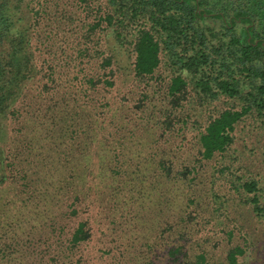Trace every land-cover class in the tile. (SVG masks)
<instances>
[{
	"label": "trees",
	"instance_id": "16d2710c",
	"mask_svg": "<svg viewBox=\"0 0 264 264\" xmlns=\"http://www.w3.org/2000/svg\"><path fill=\"white\" fill-rule=\"evenodd\" d=\"M37 2L43 11L46 2ZM78 2L90 8L88 0ZM97 11L98 21L93 25L99 28L106 23L116 41L110 47L111 53L105 55L99 47L103 31L88 33V39L94 37L99 48L102 69L110 68L111 75L122 70L129 76L131 64H119L120 50L128 40L135 54L131 72L139 84L148 85L152 79H158L157 71L165 64L168 75L164 80V101L168 106L160 110L159 118L165 132L180 123L179 128L186 129L192 118L190 112L180 116L177 113L180 109L187 111L194 104L196 113L195 104L206 107L223 98L231 102L229 107L210 115L201 126H194V120L200 161H209L217 155L227 159L236 139L237 125L248 116L264 119V0H106V7L101 5ZM36 12L31 0H0V188L14 183L21 204L43 198L35 197L28 183L23 185L21 179L8 175L13 168L8 156L15 153L10 137L19 139L9 134L7 126L19 119L28 85L40 78L42 71L32 49ZM87 83L94 91L116 85L108 76L91 77ZM155 88L157 85L144 89L141 102L150 103ZM98 107L101 108L98 125L90 127V113L85 108L79 117L81 123L88 125L78 130L74 127L69 130L66 117L62 120L64 127L59 126L60 116L56 121L51 110L33 114L32 142L24 143L31 150H49L51 182L45 187L46 193L51 198L56 192L66 198L67 219L87 213V201L91 205L99 200L91 198L92 191L97 194L98 188L119 184L122 179L123 183L128 175L122 169L127 158L124 144L112 145L109 138L111 124L121 113L111 109L109 102ZM90 129L96 130L94 135H90ZM160 164L163 181L171 179L172 166L165 160ZM192 170L196 172V167ZM230 173L236 191L248 195L254 210L262 213L260 182ZM92 232L90 221L81 219L70 235H27V243L36 241L37 245L45 246L38 250L19 248L24 235H0V264H13L17 251L27 258L33 255L43 264H258L253 235H222L227 241L226 249L217 255L216 244L213 248L209 245L213 243L212 235H146L142 239L136 235L129 243L125 240L130 235ZM249 257L254 258L253 262Z\"/></svg>",
	"mask_w": 264,
	"mask_h": 264
},
{
	"label": "rangeland",
	"instance_id": "374dc122",
	"mask_svg": "<svg viewBox=\"0 0 264 264\" xmlns=\"http://www.w3.org/2000/svg\"><path fill=\"white\" fill-rule=\"evenodd\" d=\"M31 1L37 9L32 49L42 71L40 78L28 85L19 119L7 126L9 134L19 139L15 141L10 137L15 153L8 156L13 165L8 175L21 179L23 185L29 184L33 195L43 200L21 204L17 201L14 183L0 188V235H24L19 248L38 250L45 246L37 245L36 241L27 243V235H70L79 220L88 219L93 235H130L125 240L129 243L136 235L139 239L146 235H212L213 243L209 245L213 248L216 244L217 255L226 249L227 241L222 235H253L257 248L255 261L264 264V210L259 214L249 203L250 197L236 191L232 182L234 176L230 173L243 175V179H257L264 206V119L248 116L237 125L236 139L227 159L217 155L209 161H200L194 120V126L205 124L210 115L229 107L230 101L223 98L206 107L195 104L196 113L194 104L187 111L180 109L177 111L180 116L190 112L192 118L186 129L181 130L180 123L165 132L160 123V110L168 106L164 101V80L168 75L165 64L157 71L158 79H152L148 85L139 84L131 72L135 54L128 40L120 50L119 64H131L129 76L122 70L111 75L110 68L100 66L99 48L94 37L88 39V33L103 31L99 47L105 55L111 53L110 47L116 45L114 33L106 28V23L99 27L103 29L93 25L98 21L97 10L101 5L106 7V0H88L90 8H84L85 4L81 6L78 0H44L43 11L37 0ZM99 76L111 77L116 85L110 89L91 90L88 78ZM152 83L157 85L150 97L152 101L141 102L143 90L154 87ZM44 85H48L47 88ZM106 102L123 117L122 120L114 119L109 138L112 145L124 144L127 158L122 160V169L128 175L123 183L122 179L119 184L98 188L97 194L92 191L91 198L99 200L91 205L87 201V208L83 207L87 213L67 219L66 198L61 193L56 192L53 198L46 193L45 187L51 182L49 150H31L24 144L32 142L33 114L51 110L56 121L60 116L59 126L64 127L62 120L66 117L69 130L73 127L78 130L88 125L81 123L79 116L83 110L89 111V124L94 127L98 125L96 120L101 110L98 105ZM142 124L146 127L140 128ZM95 132L90 129V135ZM162 160L172 166L171 179L166 181H163ZM194 166L196 172L192 170ZM98 170L96 167V174ZM18 253H14L13 264H43L33 255L27 258ZM249 260L253 262L254 258L249 257Z\"/></svg>",
	"mask_w": 264,
	"mask_h": 264
}]
</instances>
